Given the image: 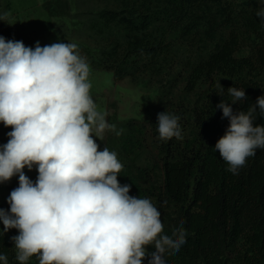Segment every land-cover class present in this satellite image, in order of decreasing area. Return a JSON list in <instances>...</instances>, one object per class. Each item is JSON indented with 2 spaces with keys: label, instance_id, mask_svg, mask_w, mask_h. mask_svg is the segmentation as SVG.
I'll use <instances>...</instances> for the list:
<instances>
[{
  "label": "trees",
  "instance_id": "16d2710c",
  "mask_svg": "<svg viewBox=\"0 0 264 264\" xmlns=\"http://www.w3.org/2000/svg\"><path fill=\"white\" fill-rule=\"evenodd\" d=\"M43 8L74 22L72 33L91 66L113 72L116 81L159 86L151 123L159 158H144L150 146L137 119L115 122L105 147L123 164L117 178L131 186L129 195L148 198L160 210L164 234L183 221L186 243L166 254L169 264H264V150L233 175L214 149L229 124L216 108L222 99L231 103L227 88L245 89L247 99L232 104L234 112L264 95L260 7L236 9L222 0H46ZM0 36L35 46V36L8 16L0 21ZM245 48L248 54L240 55ZM165 111L180 117L182 139L159 138L157 114ZM11 130L0 123V144ZM5 184L11 192L18 180ZM0 208L10 210L7 202ZM3 227L0 253L19 264L11 240L18 230L3 234ZM28 264L38 260L33 256Z\"/></svg>",
  "mask_w": 264,
  "mask_h": 264
},
{
  "label": "clouds",
  "instance_id": "9594fccd",
  "mask_svg": "<svg viewBox=\"0 0 264 264\" xmlns=\"http://www.w3.org/2000/svg\"><path fill=\"white\" fill-rule=\"evenodd\" d=\"M260 5L256 16L264 21V0ZM6 19L0 13V21ZM89 74L76 44L42 47L37 41L33 48L0 36V123L12 128L0 144V184L18 176L6 201L10 210L0 208L2 232L18 230L11 240L19 264L33 256L38 264H143L146 258L169 264L166 254L186 243L183 221L164 234L160 210L118 181L123 164L117 153L99 150L96 142L115 126L97 110ZM227 90L231 103L222 99L216 108L229 124L214 149L227 171L238 175L249 157L264 150V124L254 126L264 118V95L247 111L234 112L231 105L247 99L245 89ZM179 120L158 113L159 138L182 139ZM25 168H35V181ZM0 264H9L5 254Z\"/></svg>",
  "mask_w": 264,
  "mask_h": 264
},
{
  "label": "rangeland",
  "instance_id": "374dc122",
  "mask_svg": "<svg viewBox=\"0 0 264 264\" xmlns=\"http://www.w3.org/2000/svg\"><path fill=\"white\" fill-rule=\"evenodd\" d=\"M33 2H42L43 0H31ZM46 1V0H44ZM223 3H230L236 9L242 7H255L261 6L260 0H222ZM19 0H0V13L9 14L10 19L20 23L19 25L26 30V32L35 36L36 41L40 42L41 46L50 45L53 43H73L78 46V50L81 54L82 49L80 41L73 35L74 22L68 18H56L50 17L47 12L44 14L43 10L40 12L32 11H20L18 10L17 3ZM17 5V6H16ZM41 7V6H39ZM65 23L62 25V23ZM66 25V27H65ZM61 29L64 30L66 38L64 40L61 37ZM35 47V46H34ZM247 49H243L240 55H247ZM88 63V62H87ZM89 64V63H88ZM89 74V82L91 83V89L93 100L97 105V110L106 113V119L110 124H114L118 121H126L130 119H137L144 123L146 126V139L150 146V153H146L144 158L157 157L159 158V152L152 146L153 135L151 130L152 119L156 114L155 105L157 103V97L159 95V86L156 84L147 85L146 83H134L130 78H126L121 81L114 79L113 72L101 70L97 67L91 66ZM208 85L202 87L207 89ZM187 123H183L182 127ZM111 131H107L102 140L97 139V143L100 146L99 150H103L106 144V139ZM151 152L153 154H151ZM26 175L36 180L38 175L35 168L32 171L24 169ZM11 180H18V176L13 177ZM10 190L7 185L0 186V202L6 201Z\"/></svg>",
  "mask_w": 264,
  "mask_h": 264
},
{
  "label": "crops",
  "instance_id": "0c3cea01",
  "mask_svg": "<svg viewBox=\"0 0 264 264\" xmlns=\"http://www.w3.org/2000/svg\"><path fill=\"white\" fill-rule=\"evenodd\" d=\"M2 1H6V0H2ZM44 2H45L44 0L41 3L40 2H33L31 0H19V2L17 3L18 10H20V11H32V12H36V13L40 12V10H43L44 14L46 15V12L43 8ZM39 6H41V7H39ZM7 16L10 18L9 14ZM17 23L20 24L18 21H17ZM4 202H6V201H4ZM4 202H0V203H4Z\"/></svg>",
  "mask_w": 264,
  "mask_h": 264
}]
</instances>
